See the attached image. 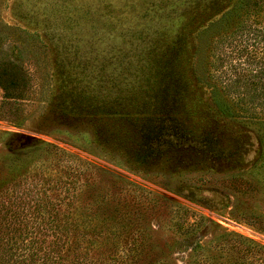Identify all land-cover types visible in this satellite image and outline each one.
Wrapping results in <instances>:
<instances>
[{"label":"rangeland","instance_id":"1","mask_svg":"<svg viewBox=\"0 0 264 264\" xmlns=\"http://www.w3.org/2000/svg\"><path fill=\"white\" fill-rule=\"evenodd\" d=\"M245 1L0 0V199L56 204L86 264L264 246V111L243 79L264 71V11Z\"/></svg>","mask_w":264,"mask_h":264},{"label":"trees","instance_id":"2","mask_svg":"<svg viewBox=\"0 0 264 264\" xmlns=\"http://www.w3.org/2000/svg\"><path fill=\"white\" fill-rule=\"evenodd\" d=\"M242 4L248 5L246 19L250 12L264 11V0H251L250 4L248 0ZM262 14L264 19V12ZM254 31L264 39V25ZM253 45L255 43L250 44L252 49L256 47ZM243 79L252 81V86L260 85L257 89L251 88L250 100H255L254 104L264 111V71L250 70ZM0 86L6 90L1 79ZM10 198L0 199V264H86L75 250L84 249L80 242L84 243L87 233L78 232L74 221L68 220L56 204L34 200L28 205L19 194L13 195L11 201ZM226 241L231 242L229 247L236 254L233 264H264V246L238 235ZM198 264L209 263L203 260Z\"/></svg>","mask_w":264,"mask_h":264}]
</instances>
